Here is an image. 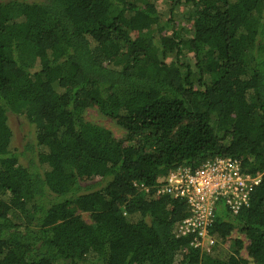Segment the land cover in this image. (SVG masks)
Instances as JSON below:
<instances>
[{
  "label": "trees",
  "instance_id": "obj_1",
  "mask_svg": "<svg viewBox=\"0 0 264 264\" xmlns=\"http://www.w3.org/2000/svg\"><path fill=\"white\" fill-rule=\"evenodd\" d=\"M155 1L0 0V264H264V0ZM216 157L262 182L204 254L156 192Z\"/></svg>",
  "mask_w": 264,
  "mask_h": 264
},
{
  "label": "built area",
  "instance_id": "obj_2",
  "mask_svg": "<svg viewBox=\"0 0 264 264\" xmlns=\"http://www.w3.org/2000/svg\"><path fill=\"white\" fill-rule=\"evenodd\" d=\"M261 182L260 174L246 173L237 160L216 157L197 169L183 167L172 172L156 195L185 204L188 214L178 226V236L189 238L190 247L207 254L214 245L211 231L218 210L225 208L231 215H239Z\"/></svg>",
  "mask_w": 264,
  "mask_h": 264
},
{
  "label": "rangeland",
  "instance_id": "obj_3",
  "mask_svg": "<svg viewBox=\"0 0 264 264\" xmlns=\"http://www.w3.org/2000/svg\"><path fill=\"white\" fill-rule=\"evenodd\" d=\"M29 1L34 2L37 0H29ZM179 1H182V3H183L185 0H179ZM155 5H156V8H157L159 14L162 15L163 19H169L171 17L172 6H173L172 2H170L169 0H156ZM185 9L186 8H184V7L177 8V11L175 12V14L177 15V16H175L177 18V20L182 21L183 12ZM184 23H185V25L181 24L180 27H184V26L186 27L187 24H186V22H184ZM87 118L92 123H94L96 125L103 126V127L107 128L108 130L112 131L116 138L120 139L123 137L124 132L117 125V123L111 119L105 118L103 115H101L96 110H89L88 114H87ZM11 124H12L11 126H12L13 131H14V136H15L14 144H16V147H17V146H19L20 139H22L24 137V134H23L24 130L26 128L28 129V127H26V123L23 121V119H18L15 117H12ZM80 215L82 216V218L87 223H91V219H90V216L88 214L80 213ZM238 239L244 241L245 246L248 245V241L244 235H242L238 232H234L232 234L230 241L228 243V246H227L230 248L231 251L234 250V242ZM241 255L244 258L248 259L247 251L245 249L242 250Z\"/></svg>",
  "mask_w": 264,
  "mask_h": 264
}]
</instances>
